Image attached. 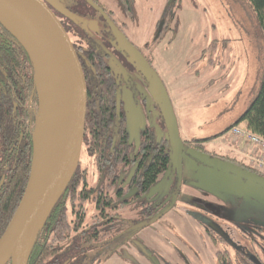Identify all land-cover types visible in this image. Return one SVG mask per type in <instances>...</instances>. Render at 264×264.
<instances>
[{
    "label": "rangeland",
    "instance_id": "374dc122",
    "mask_svg": "<svg viewBox=\"0 0 264 264\" xmlns=\"http://www.w3.org/2000/svg\"><path fill=\"white\" fill-rule=\"evenodd\" d=\"M101 1L123 21L126 20L120 0ZM134 16L132 25L128 26L129 35L138 47L144 48L143 51L152 57L153 67L166 88L177 118L180 138L183 141H207L206 150L218 147L221 149L216 150L217 153L221 150L226 152L221 143L228 144V140L233 143L228 131L256 95L264 61V48L252 38L250 10L246 2L182 0L181 4L173 2L170 6L168 0H136ZM162 19L166 20L171 30L164 29L161 38L156 41L152 33L155 28L160 32L156 21ZM214 41L217 46L211 48ZM147 43L152 45L151 51L145 49ZM209 60H213L214 64ZM133 75L137 82L134 88L129 90L122 86L121 93L127 116L126 130L135 151L146 129H150L157 139L166 137L167 129L152 84L140 79L138 74ZM37 92L38 104L30 100L36 121L32 138L38 130L36 124L43 125L45 122L46 110L41 105L43 89H37ZM112 130L109 129L108 135ZM83 146L80 167L85 172L81 174L86 173L89 184L95 187H109L113 191L118 184L124 185L129 181L138 164H113L118 178L113 181V177L97 166L87 147ZM183 170L180 178L170 162L148 191L121 211L123 221L114 223L112 233H121L126 238L121 249L122 257L119 260L113 257L105 264H162L161 257L172 259L178 254L177 248L183 250L193 264H215L217 248L208 242L207 246L199 242L201 227L177 205L157 222L133 229L145 217L147 203L161 210L169 206L175 194L180 195L178 205L183 199H197L207 202L206 205L211 203L225 222H241L253 227L258 233L254 250L263 254L264 181L203 164L188 155L184 156ZM259 176L264 180L263 174ZM0 182L2 186L6 183ZM91 213L92 210L89 215ZM65 231L71 233L69 229ZM73 235L78 240V233ZM234 235L241 244L248 245L238 232ZM108 236L106 234L105 237L108 239ZM88 240V243L87 240L83 242L86 247L92 243L91 237ZM103 250V247L99 248L97 259L106 255V250ZM193 250L197 251V257ZM87 255L83 264L91 263L92 254Z\"/></svg>",
    "mask_w": 264,
    "mask_h": 264
},
{
    "label": "trees",
    "instance_id": "16d2710c",
    "mask_svg": "<svg viewBox=\"0 0 264 264\" xmlns=\"http://www.w3.org/2000/svg\"><path fill=\"white\" fill-rule=\"evenodd\" d=\"M234 1L240 3L243 0ZM244 1L250 10L252 38L264 48V0ZM174 2L181 4V0H174ZM215 42L211 44V48L217 46ZM209 62L214 64L213 60H209ZM110 92L111 90L104 84L103 104L99 112L92 111L94 106L91 107V110L87 103L83 145L87 147L89 156H93L92 160L100 169H105L106 173L113 177V181L117 180L113 164L119 166L134 162H138V164L126 186L115 194L116 197L113 196L114 194L102 196V192L97 194L95 198L96 207L102 212L108 211L110 206L115 203L117 206L113 207L112 210L126 207L130 203L128 199L136 198L146 192L155 183L158 176L167 170L171 161L167 138L156 139L150 129L144 132L139 144L138 153L135 156V158H139L138 161H132L129 158L133 145L127 143L123 121L119 122L117 126L119 130L123 131L122 139L119 143L114 144V137L111 134L108 135L109 129L111 130L114 126V121L110 118ZM37 94L34 67L29 54L0 21V160L4 161L6 166L8 165L7 167L11 165L13 170V172H9L8 179L0 191V237L8 226L28 181L33 156L32 131L36 123L30 100H33L35 105L38 104ZM237 125H243V128L264 138V61L257 93L246 111L233 124V126ZM20 136L22 146L20 145L21 148L19 149L16 142ZM191 142H196V148L202 151L204 146L201 143L207 141L192 140ZM14 144L16 147L12 148ZM209 154L212 155L211 157H220L224 161L259 175L250 165L237 158L227 155L218 156L214 153ZM3 167L2 162H0L2 171ZM81 172L85 171L81 170L79 165L66 191L53 208L44 227L39 231L28 264H63L64 261H67V264L84 263L89 246H84L83 242L87 240L86 243H88L92 234L91 229L88 230L81 224L86 214V206L93 199L97 189L96 187L89 188V183L85 180L86 173L82 175ZM2 173L0 172V180ZM80 184L82 190L77 192ZM133 188L139 190L130 196L128 193ZM107 189L110 190L109 187ZM122 192L123 194H121ZM76 214L78 217L75 220L74 229L71 230L70 225L74 222V215ZM102 216L107 217L105 214ZM81 227L82 229L78 231L77 235L81 242H78L77 237L73 234ZM66 229H69L71 233L68 234ZM239 234L242 236L241 231ZM70 237L73 239L67 242ZM253 239L255 242L257 236H254ZM218 255L219 264L220 262L222 264L233 263L231 254L226 255L219 252ZM260 256L264 261V254L260 253ZM8 264H11V261Z\"/></svg>",
    "mask_w": 264,
    "mask_h": 264
},
{
    "label": "water",
    "instance_id": "95a60500",
    "mask_svg": "<svg viewBox=\"0 0 264 264\" xmlns=\"http://www.w3.org/2000/svg\"><path fill=\"white\" fill-rule=\"evenodd\" d=\"M48 4L70 19L84 20L64 10L56 0H0V7L23 23L26 36L29 39L36 37L42 42L43 47L55 61L57 76L56 94L49 95L43 91V102L40 103L46 110L44 125L50 129L40 146L33 137V156L26 188L8 226L0 237V264H8L9 261L11 264H28L37 235L75 175L83 149L87 109L85 76L69 34ZM101 13L107 18L119 42L137 62L155 89L167 129L172 167L178 171L179 177L181 178L183 173L184 156L188 155L203 164L263 182L264 180L258 174L246 172L241 167L221 158L211 157L206 153L188 148L180 138L172 105L159 75L106 14L103 11ZM13 35L30 56L37 87L36 60L21 40L15 34ZM50 107L56 110L55 113L48 111ZM36 125L39 126V124ZM174 202L175 199L168 208L150 222L153 223L166 214L174 206ZM144 225L145 222H141L134 228ZM211 226L217 230V227ZM256 264H260L258 259Z\"/></svg>",
    "mask_w": 264,
    "mask_h": 264
},
{
    "label": "flooded vegetation",
    "instance_id": "af4514ba",
    "mask_svg": "<svg viewBox=\"0 0 264 264\" xmlns=\"http://www.w3.org/2000/svg\"><path fill=\"white\" fill-rule=\"evenodd\" d=\"M56 1L58 2V4H60V6L64 10L70 12L71 14L77 17L84 19V20L70 19L61 11L48 4L55 13V15L58 17V19L60 20V22L62 23L67 33L69 34L73 42L75 51L78 54L83 69V73L85 76V81L87 86V103L90 109L92 110L91 108L92 106H94L93 107L94 110L92 111L99 112L100 109H102V104H103L102 96L104 95V84H105L106 87L111 90L109 108L111 114L110 118L114 121V129H115V130L111 129L112 130L111 135L114 137L113 142L114 144L119 143L122 139L123 131L119 130L117 126L119 122L123 121L124 133L127 135V143L132 144L129 141V136L126 130L127 116L123 109L124 107H123V100L121 93L122 86L127 87L129 90L134 88L133 85L134 83L136 84L137 82L133 74H138L137 76L144 81L146 80L148 84H149V80L146 78V76L138 66L137 62L132 58V56L124 49L122 44L119 42L107 18L102 15L101 11H103L106 14L108 19L112 21L115 27L119 31H121L124 34V36L144 55L146 60L153 67V60L151 55L145 53L143 51L144 48L138 47L129 35L128 26L129 24L132 25L131 23L133 22L131 20L135 18L134 3L136 2V0H120L122 7H124L126 12V20L124 21L123 19L118 17V15H116L112 10H109L108 7L101 0H56ZM173 2L174 0H168V4H170V6L173 5ZM173 17H174V13H173ZM156 23H157L156 27L158 28L160 27V32L158 33L156 31L157 29L155 28V31L152 34L155 35L154 37L156 41H158L161 38L160 34L162 33V31L164 29H165L164 31L171 30V28L165 19H162L161 21H156ZM152 40H150V42ZM144 46L145 49H150V51L151 49H153L152 45L149 43H147ZM106 111L108 112V110ZM162 138H167V136L161 137L159 139ZM21 141L22 138L20 136V138L16 142L19 149L22 146ZM184 142L189 149H194L212 156L211 154H209L212 152L206 150L205 148L202 151L198 150L196 148L197 145L196 142H191V141H184ZM15 144L13 145L12 148L16 147ZM137 153H138V149H135L134 151V145H133V150L129 158L132 159V161L133 160L138 161L137 159L139 158H135ZM0 162H2V165L4 166L3 171L2 168H0V172H3L1 174L2 178L0 181H6L8 179V174L13 172V170L11 169L12 166L9 165V167H7L8 165L6 166L4 161L0 160ZM193 171L200 172L198 170H193ZM175 172H177L178 174L177 170H175ZM85 180L88 181L87 178H85ZM121 182H125V181L122 180ZM2 184L3 183L0 182V188H2ZM125 186L126 184L124 185L118 184V186L113 191H111V189L108 190L107 187L104 188H101V186L96 187L97 190L93 195V199L90 200L89 204H87L86 206L87 210L82 225L87 227L88 230L91 229L92 243L88 245L89 246L88 253L92 254L91 257L92 260L90 264H96V263L105 264L108 260L112 259L113 257L118 260L122 257L121 249L124 247V240H126V238L121 233L119 234L112 233V230L115 222L123 221L121 216V211H123V209L126 208L127 206L124 208L112 210L113 207L117 206V203H115L112 206H110L108 211L104 210L102 212L101 210H97L96 207L97 202L95 201V198L97 197V194L99 192H102V196H106L107 194L109 195L114 194L113 196L116 197L115 194ZM92 187L95 186L89 184V188ZM79 190H82L81 184L78 187L77 192ZM138 190L139 189L137 188H133L130 190V192L128 191L129 193L128 192L127 193L131 196L133 194H136ZM121 194H123V192ZM139 196L136 198H129L128 199L130 201L129 204L135 202L136 199L139 198ZM179 196L180 195L178 194L173 195V197L169 202V206L172 204L173 200L175 199L174 206L171 209H173L177 205L179 209H182L186 214H188L193 220H195L199 224V226L201 227V231L198 233L199 242L203 246H207V242H208V244H212L214 247L217 248L215 252V264H219L218 262L219 252L221 254L224 253L226 255L228 254L232 255L231 258H233L232 261L233 263L230 264H256V259H258L260 264L264 263L262 257L260 256V252H256L254 250L255 245L253 238L254 236L258 235V233L256 232V230H254L253 227H249L248 224H241V222H232V221L225 222L223 220L222 215H218L217 212L212 207L214 206V204L211 203H209V205H206L207 202L204 203V201H200L197 199H183L182 204L178 205L177 201L179 199ZM188 196L190 195L188 194ZM154 207L155 206H151L149 203H147L148 209L144 210L145 217L141 219L142 220L141 222H145L144 226L148 224H152L150 221H152L163 210L168 208V207H164L163 209L158 210V208L155 207L156 208L155 209ZM90 210H92V213L89 215ZM103 214L107 215V217H103L102 216ZM164 215H162L155 222L160 220ZM74 217H75L74 222H72L70 225L71 230L74 229L75 220L78 217V215L76 214L74 215ZM211 225L217 227L218 231L214 229ZM133 229H138V228L133 227ZM79 230L80 229H78L76 233H78ZM240 231L244 239L248 238L246 239L248 241V245L241 244L237 240V238H235L234 233L237 232L239 233ZM106 234H108L109 235L108 237L110 238L107 239L105 237ZM120 238L122 240L117 241ZM100 247H103V249L106 250L105 252L106 255L104 252H102V255L105 256L102 259L101 258L97 259L98 257L97 255H100L99 254ZM177 252L178 254L173 255L172 259L162 256L160 262L162 264H193L183 250H179L177 248ZM193 252L196 254L197 257V251L193 250ZM87 254L86 256H88ZM63 264H67V261H64ZM220 264L222 263L220 262Z\"/></svg>",
    "mask_w": 264,
    "mask_h": 264
},
{
    "label": "bare ground",
    "instance_id": "6f19581e",
    "mask_svg": "<svg viewBox=\"0 0 264 264\" xmlns=\"http://www.w3.org/2000/svg\"><path fill=\"white\" fill-rule=\"evenodd\" d=\"M0 21L21 40L36 60V82L38 91L43 89L46 94H56L55 84L57 76L55 61L50 53L43 47L42 42L36 37L29 39L24 32L25 27L23 23L2 7H0ZM48 111L55 113L56 110L54 111V108L50 107ZM48 129L50 128H48L47 125L45 126L39 123L38 130L34 134L38 146L42 145L43 143H41V141L44 137L46 139L48 136Z\"/></svg>",
    "mask_w": 264,
    "mask_h": 264
},
{
    "label": "built area",
    "instance_id": "2783aa9c",
    "mask_svg": "<svg viewBox=\"0 0 264 264\" xmlns=\"http://www.w3.org/2000/svg\"><path fill=\"white\" fill-rule=\"evenodd\" d=\"M228 134L236 148H240L244 154L247 163L264 175V138L240 126L231 127Z\"/></svg>",
    "mask_w": 264,
    "mask_h": 264
},
{
    "label": "crops",
    "instance_id": "0c3cea01",
    "mask_svg": "<svg viewBox=\"0 0 264 264\" xmlns=\"http://www.w3.org/2000/svg\"><path fill=\"white\" fill-rule=\"evenodd\" d=\"M177 119V118H176ZM183 121V119H182ZM241 127H244L243 125H240ZM184 129V127H183ZM208 144V142H205L203 144H201L202 146H204L205 149H207L206 145ZM221 146L223 148H225L226 152H224L223 150H221V153H217L216 150H219L221 148H211V150H209L210 152L214 153V154H217L218 156H224V155H227V156H230L232 158H237L238 160H241L243 161L245 164L248 162L247 159L245 158L244 154L239 150L240 148H236V146L230 142L228 140V144H225V143H221Z\"/></svg>",
    "mask_w": 264,
    "mask_h": 264
}]
</instances>
